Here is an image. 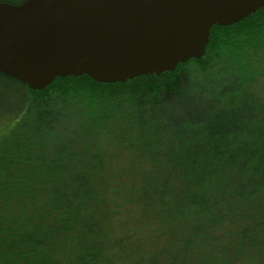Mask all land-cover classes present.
Here are the masks:
<instances>
[{
  "label": "trees",
  "instance_id": "16d2710c",
  "mask_svg": "<svg viewBox=\"0 0 264 264\" xmlns=\"http://www.w3.org/2000/svg\"><path fill=\"white\" fill-rule=\"evenodd\" d=\"M0 82V264H264V9L159 76Z\"/></svg>",
  "mask_w": 264,
  "mask_h": 264
},
{
  "label": "water",
  "instance_id": "95a60500",
  "mask_svg": "<svg viewBox=\"0 0 264 264\" xmlns=\"http://www.w3.org/2000/svg\"><path fill=\"white\" fill-rule=\"evenodd\" d=\"M259 9L264 0L0 1V72L32 90L66 76H159L203 57L213 25Z\"/></svg>",
  "mask_w": 264,
  "mask_h": 264
},
{
  "label": "rangeland",
  "instance_id": "374dc122",
  "mask_svg": "<svg viewBox=\"0 0 264 264\" xmlns=\"http://www.w3.org/2000/svg\"><path fill=\"white\" fill-rule=\"evenodd\" d=\"M14 103L15 102L13 101V94L8 89H4L0 82V111H5L11 108ZM1 115H3V117H8L10 114L5 112L3 114H0V116Z\"/></svg>",
  "mask_w": 264,
  "mask_h": 264
}]
</instances>
